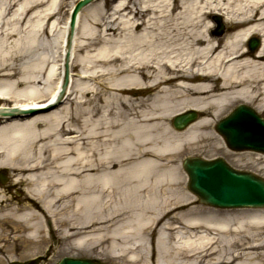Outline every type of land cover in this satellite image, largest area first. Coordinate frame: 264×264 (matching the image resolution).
Returning <instances> with one entry per match:
<instances>
[{"label": "bare ground", "instance_id": "bare-ground-1", "mask_svg": "<svg viewBox=\"0 0 264 264\" xmlns=\"http://www.w3.org/2000/svg\"><path fill=\"white\" fill-rule=\"evenodd\" d=\"M21 1L0 8V108L39 111L0 114V168L26 171L24 194L13 183L23 202L0 207V248L57 229L64 241L142 264H264V206L192 205L174 163L228 105L261 97L262 109L264 0H118L110 12L91 1L77 14L71 49L70 66L81 70H70L66 97L50 111L41 109L60 87L69 14L60 29L52 16L62 0ZM30 11L26 34L9 41L4 20ZM216 14L222 22L212 27ZM254 34L255 52L246 49ZM98 62L106 72L92 68ZM187 110L195 120L174 129Z\"/></svg>", "mask_w": 264, "mask_h": 264}, {"label": "water", "instance_id": "water-1", "mask_svg": "<svg viewBox=\"0 0 264 264\" xmlns=\"http://www.w3.org/2000/svg\"><path fill=\"white\" fill-rule=\"evenodd\" d=\"M91 1L79 0L72 9L66 34L62 83L54 101L41 109L43 111L57 106L66 94L77 13ZM213 19L216 24L221 25L222 21L219 16ZM222 32V28H219L216 33L220 35ZM257 45V38H251L248 42L250 50H254ZM38 111L39 109L0 108L1 115L34 114ZM196 117L194 110H187L176 114L172 124L176 129H182ZM215 129L232 149H248L264 153V118L248 105L238 104L227 116L216 123ZM182 166L188 175V189L203 204L216 207L264 206V179L253 173L234 169L222 158L186 157ZM3 172H6V169ZM0 181H5V175L0 174ZM57 264L102 263H95L90 259L63 257Z\"/></svg>", "mask_w": 264, "mask_h": 264}, {"label": "rangeland", "instance_id": "rangeland-1", "mask_svg": "<svg viewBox=\"0 0 264 264\" xmlns=\"http://www.w3.org/2000/svg\"><path fill=\"white\" fill-rule=\"evenodd\" d=\"M4 1L5 0H0V8L4 4ZM76 1L77 0H62L56 14H54L52 16V19L56 18L57 25L60 29L63 28L65 21H66V18L69 14L70 8H71L72 4H74ZM117 1L118 0H96L95 3L101 4V5L104 4L105 5L104 11L110 12L111 7H113ZM22 2H23V0L20 2L19 6L22 5ZM41 6H44V4L39 5L37 7L35 6V8L32 11L39 9ZM31 13L32 12L30 11L28 13V15L21 22H18V21H20V19H18V18H9V19L4 20L2 28L3 29L9 28V31H10V33H9L10 37L8 38L9 41H13L14 39L22 38L26 34L28 27H27L25 22L27 21L29 15ZM212 17H213V15L210 16L209 19L211 20ZM213 26L214 27L216 26L214 21H213L212 27ZM97 29H100L99 26H97ZM229 31L230 30H227V31H225V33H228ZM78 36H79L78 39H81L80 34H78ZM253 36L261 38V36L258 34H254ZM105 37H106V40H109L108 35H106ZM40 40L42 42H44L42 37ZM44 45L46 46L45 42H44ZM100 45H101V43L97 44V46H100ZM77 48L78 47H76V51H78V53H81V51H79ZM50 49L51 48L49 47V49H48L49 52H50ZM246 49H248L247 43H246ZM38 51H40L38 46H35L34 48H32L29 52L30 57L28 59L35 58L38 54ZM51 53H53L52 50H51ZM75 63L76 62L73 61L72 66H70V70L73 72V77H75V74H77L81 70V66L80 65L77 66V64H75ZM93 65H95V66H93L92 68H94L97 73L106 72L107 69L109 68L107 64L100 63V62L93 64ZM85 66H88V65H86V64L82 65V67H84V68H85ZM100 78L101 77L96 78L95 79L96 82L93 81V85L95 88L99 87L97 82L98 81L101 82ZM89 96H91V93L89 94ZM260 98L261 97H258V99L255 100L251 104H249V103L248 104L244 103V104L249 105L254 110H256L259 115L264 117V105H263L261 110H257L255 108L257 103H260V100H259ZM262 101L264 103L263 99H262ZM239 103H243V102L235 101L232 104L228 105L226 107V109H224L223 112H221L217 117L214 118L215 122L213 124H211L210 126H205L206 129L209 131V133L207 135L203 136L202 139H199L196 142H192L191 144L186 146L181 153H179V157H178L177 161L174 163L179 166L180 171L182 172V175L184 177L181 180V184H179L181 187H184L185 189H187V186H186L187 176H186V173L184 172V170L182 169V166H181L182 160L187 156H201V157H205V158L222 157L230 165H232L235 168L247 170V171L253 172L257 175L264 177V166H263L264 165V155L259 154L258 152H253V151H233V150L229 149L225 145L224 140L222 139L220 134H218L214 129V125L217 122V120L220 119L221 117H223L225 114H227L235 105H237ZM70 107H72V105H70ZM201 115H205V113L201 114ZM207 116L211 117L210 115H207ZM71 117H73V114L70 112L69 117H68L69 120L66 121L65 123L74 122V120ZM171 125H172V120H171ZM66 133L70 134L72 132L67 131ZM221 140H222V142H221ZM84 145H85V142H84ZM6 172H7L6 173V176H7L6 180L4 183L0 184V189L2 191V194H4L3 198L8 197V200H5V202L1 201L0 207H3L4 205L11 204L13 202H23V199H24L22 197V193L25 189L26 182L22 178H23V176H25L26 171L7 168ZM20 179H22V180L20 181ZM14 182H16L15 185L18 187V190L21 189L20 190V191H22L21 194H17V191L14 190V187H13ZM192 205H195L197 207H201L205 210L211 209V210L219 212V213H224V212L236 213L239 211L246 210L244 208L225 209V208L211 207V206L203 205V204L197 202L196 198H195V201H193ZM184 206L185 205H183V207ZM185 207H187V205ZM58 220L61 222L60 219H58ZM54 230H56V232H54L55 237L57 239L56 243L52 242L51 235H47V233L44 234L45 238L41 242H38V241L26 242V241H23L20 239L12 240L10 238V240H7V242H6V247L3 246V248H0V255L2 256V258H1L2 262L0 264H7L10 260H17V261L23 262V261H27L30 259L37 260L39 262V264H54L59 258H61L65 254L73 255V256H84V257L96 259V260L103 262L105 264H142V262L140 261V258H141L140 256L135 261H132V260H129L127 258V255L125 253L118 256V255L109 254L106 251L100 252V251H98V249L90 250V249H88L87 246H85V247L84 246H78V245H75L73 243H69L68 241H64L63 238L59 235V232H57V229H54ZM0 243H1V241H0ZM49 245L52 246L49 257L48 258H44V257L37 258V256L39 254L45 255L46 249L49 247ZM139 255H141V254L139 253Z\"/></svg>", "mask_w": 264, "mask_h": 264}, {"label": "flooded vegetation", "instance_id": "flooded-vegetation-1", "mask_svg": "<svg viewBox=\"0 0 264 264\" xmlns=\"http://www.w3.org/2000/svg\"><path fill=\"white\" fill-rule=\"evenodd\" d=\"M49 235H51L52 242L56 243L57 239L55 237L54 231L50 232ZM51 247L52 246L49 245V247L46 249L45 255L39 254L37 256V258H41V257L48 258L50 255V252H51ZM7 264H39V262L37 260H34V259L23 261V262L16 261V260H10Z\"/></svg>", "mask_w": 264, "mask_h": 264}]
</instances>
